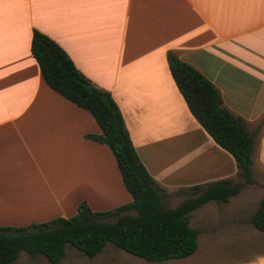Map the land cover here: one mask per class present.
I'll return each mask as SVG.
<instances>
[{"label":"crops","instance_id":"crops-1","mask_svg":"<svg viewBox=\"0 0 264 264\" xmlns=\"http://www.w3.org/2000/svg\"><path fill=\"white\" fill-rule=\"evenodd\" d=\"M33 29L110 92L139 159L167 192L166 207L192 195L193 185L236 178L232 154L190 112L170 73L168 50L199 69L222 103L245 119L255 137L254 184L264 187L257 176L264 170V0H0V225L68 217L81 201L105 210L131 199L110 148L86 136L100 132L90 111L42 78L31 52ZM237 196L219 201L214 214L203 210L213 200L194 209L196 250L158 264H264V234L251 222L257 204L248 208ZM224 205L234 211L225 215ZM226 230L245 241L243 255L200 259L199 235L214 243ZM21 253L12 264L50 263L45 255ZM81 253L65 249L57 264L154 262L109 242L94 256Z\"/></svg>","mask_w":264,"mask_h":264},{"label":"trees","instance_id":"trees-1","mask_svg":"<svg viewBox=\"0 0 264 264\" xmlns=\"http://www.w3.org/2000/svg\"><path fill=\"white\" fill-rule=\"evenodd\" d=\"M31 52L44 81L90 111L100 132L86 136L110 148L131 199L105 210H93L81 201L77 211L68 217L57 216L23 226L0 225V264H12L22 250L32 256L43 254L51 264H57L66 244L91 257L108 242L148 261L186 257L198 244V229L189 223L191 212L210 200L226 202L244 184L255 183L251 168L254 132L242 116L222 103L218 87L174 51L167 52L170 73L192 115L234 157L236 178L193 185L188 190L192 195L172 208L165 206L166 190L139 159L110 92L94 85L67 52L40 30L33 29ZM85 82L91 85L88 87ZM109 217L114 220L106 219ZM251 222L264 230V197Z\"/></svg>","mask_w":264,"mask_h":264},{"label":"rangeland","instance_id":"rangeland-1","mask_svg":"<svg viewBox=\"0 0 264 264\" xmlns=\"http://www.w3.org/2000/svg\"><path fill=\"white\" fill-rule=\"evenodd\" d=\"M253 166H258V165H256L255 160H254ZM257 176H258L259 180L264 179V170L259 169L257 172ZM237 195H238L237 199H235L237 202L239 200H241L242 203H244L243 200H247L248 203L246 204V206L248 208H252V205L257 204V206H258L262 197H264V187L256 186L254 183H247L241 187V189L237 193ZM220 204L221 203L219 201L213 200L210 203H208L207 205H205V207H204L205 209H203V210H209V212H213L212 214H214L215 213L214 211L217 209V207L221 206ZM223 209H224L225 215H229L230 212L234 211V209L232 208V205H224ZM132 212H134V211H132ZM109 219L113 220L112 217H109ZM200 222H204L206 225L207 220L201 219ZM251 227L254 228V226H251ZM254 232H256L257 235L264 234V233H262L263 231H260L256 228L254 229ZM232 234L233 233L231 232V230H226L222 234V236L214 237V240H215L214 243H210V240H212V237L208 236V238H207V236H204L202 234L199 235L200 249H201L202 253H205V255L200 259H204L203 261H208V260H212L214 258L231 259V258L241 257L243 255V253L239 252V250L241 248V245L244 244L245 241L240 240L239 234L236 236H233ZM205 237L207 238V240H204ZM248 242H251V241L248 240ZM65 249H66L67 255H69V253H72L74 251L79 252V251H77V249L75 247H73L70 244H66ZM21 254H22V256H26L28 253L22 250ZM42 256H44V255L42 254ZM143 260H145V259H143ZM146 262H148V260ZM39 263L40 264H50V263H44V262H42V259H38V258L35 260L30 259L29 262L26 264H39ZM153 264H158V261H154Z\"/></svg>","mask_w":264,"mask_h":264},{"label":"water","instance_id":"water-1","mask_svg":"<svg viewBox=\"0 0 264 264\" xmlns=\"http://www.w3.org/2000/svg\"><path fill=\"white\" fill-rule=\"evenodd\" d=\"M85 84H86V86H88V87L91 85L89 82H85Z\"/></svg>","mask_w":264,"mask_h":264}]
</instances>
